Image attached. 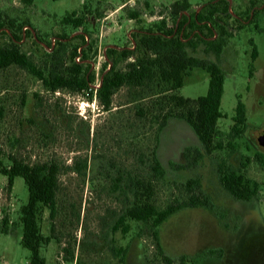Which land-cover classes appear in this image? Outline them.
I'll return each mask as SVG.
<instances>
[{
    "label": "rangeland",
    "instance_id": "rangeland-1",
    "mask_svg": "<svg viewBox=\"0 0 264 264\" xmlns=\"http://www.w3.org/2000/svg\"><path fill=\"white\" fill-rule=\"evenodd\" d=\"M174 1L33 0L27 6L20 0H0V24L8 25L9 33L10 28L14 32L27 28L20 49L45 75L55 67L66 72L76 48L74 60L94 75L89 84L93 89L113 63L124 70L139 54L134 48L139 31L157 30L162 20L174 25L168 9ZM188 1L191 5L185 14L189 16L213 0ZM226 1L228 15L222 18L230 35L225 36L218 58L206 52L201 42L194 49L187 47L197 57L216 61L225 73L221 100L225 117L218 120L214 138L222 148L210 154L204 153L190 124L174 116L168 118L156 142L157 110L148 109L149 100L139 99L137 89L119 88L111 109L104 110L95 94L68 89L52 92L28 68H0L4 163L10 165L8 156L14 155L30 164L58 167L55 212L51 215L41 205L37 217L45 238L40 253L47 264H179L183 255L196 259L194 264H264V158L263 162L256 158L257 153L264 157V148L257 143L264 128V0ZM132 12L137 13L135 18H130ZM207 26L211 30L210 34L204 30L207 39L217 38L219 26L211 22ZM1 30L3 45L9 33ZM53 38L55 49L47 51ZM254 47L257 55L252 57ZM127 48L133 52L123 56L122 49ZM109 49L116 52L110 55ZM208 80L204 69H188L177 92L190 98L205 95ZM159 90L154 87L155 92ZM238 99L245 104L247 120L242 135L233 137L231 118ZM155 144L165 170L154 183L156 206L163 209L186 199L183 184L189 178L200 181L199 189L212 203L211 207H184L163 221L157 228L162 252L149 224L123 220L129 226L124 233L117 223L132 201L127 174L148 176ZM194 147L203 152L197 162L194 152L185 156ZM219 164L256 180L258 195L250 201L234 198L220 183ZM27 198L22 177H16L9 188L0 173V264H29V251L20 244L21 207Z\"/></svg>",
    "mask_w": 264,
    "mask_h": 264
},
{
    "label": "trees",
    "instance_id": "trees-1",
    "mask_svg": "<svg viewBox=\"0 0 264 264\" xmlns=\"http://www.w3.org/2000/svg\"><path fill=\"white\" fill-rule=\"evenodd\" d=\"M24 5H31L33 0H20ZM188 0H176L169 6L170 13L174 17V25L167 26L162 20L157 30L147 29L139 31L135 36V49L139 52L133 60L126 64L124 70L115 68L113 63L103 72L99 86L96 89L89 87L94 80V75L88 70L82 69V64L74 60L76 48L71 54V66L66 72L58 67L51 68L47 75L32 66L26 54L20 49L23 39V30L18 32L8 31L9 26L0 24L8 34V42L0 45V68L17 65L28 68L41 79L47 90L55 92L60 89L86 92L90 96L95 94L99 104L104 110L111 109L112 96L119 88L128 86L137 89L139 99H147L148 109L157 110L155 114L157 126L155 130L156 142L159 132L165 127L169 117H177L187 121L196 133L203 146L204 153L210 154L214 149L222 148V144L215 143L217 123L225 117L221 109L225 73L216 61L205 57H197L188 52V48L194 49L197 42L203 43L205 51H212L218 58L226 44L225 36L230 35L227 29V21L223 16L228 15V2L226 0H213L203 4L198 12L185 14L190 8ZM222 6V7H221ZM137 13L132 12L130 18H135ZM237 21H240L237 18ZM219 26L217 38L207 39L204 33L207 29L211 33L207 23ZM80 25V22L78 23ZM6 29V30H5ZM27 33L29 31L26 30ZM193 35L187 39L191 34ZM181 34V35H180ZM183 35V36H182ZM83 36V35H82ZM187 40L183 41L182 38ZM213 35H209L212 37ZM62 46V42L57 41ZM50 47V41H48ZM64 46V45H63ZM62 46V47H63ZM61 47V48H62ZM188 47V48H187ZM60 48V49H61ZM55 46L51 48V52ZM115 49H109L108 53H115ZM133 52L129 48L122 49V55L127 56ZM111 55V54H110ZM257 55V49L253 48L252 57ZM56 56V55H55ZM57 57V56H56ZM198 67L209 74L208 88L205 95L197 98L185 97L177 90L183 86V77L188 69ZM159 87V91H154ZM150 105V106H149ZM143 113L141 107L138 109ZM230 133L233 137H240L246 127V107L238 99L232 115ZM156 144L150 153V170L148 176L127 174L126 183L132 195V201L119 217L117 223L122 225L125 233L129 226L123 220L131 219L149 224L151 235L160 252L158 226L170 215L184 207H211L209 197L200 189V181L197 178H189L183 187L188 193L186 199L167 204L163 209L156 206L153 201L154 183L164 176L165 170L156 153ZM194 152L193 160L197 162L203 155L198 148H188L186 158ZM256 158L263 162V155L257 153ZM10 165L3 161V152L0 148V173L7 178L9 188L13 186L16 177H22L28 190L27 202L21 207L22 236L20 244L29 251V264H47L41 255L40 249L45 238L40 232L37 222L38 211L41 205L49 208L51 215L55 212V198L58 182V167L56 164L27 163L20 158L8 156ZM245 166V163H242ZM179 167V166H177ZM182 167V166H180ZM219 180L225 190L238 200L250 201L259 193L260 185L256 180L245 177L237 169L230 165H218ZM7 226V220L4 219ZM213 250L208 253L213 254ZM221 255H218V257ZM196 259L181 256L179 264H194Z\"/></svg>",
    "mask_w": 264,
    "mask_h": 264
},
{
    "label": "built area",
    "instance_id": "built-area-1",
    "mask_svg": "<svg viewBox=\"0 0 264 264\" xmlns=\"http://www.w3.org/2000/svg\"><path fill=\"white\" fill-rule=\"evenodd\" d=\"M229 9H230V8H229ZM196 11L198 12V10H196ZM230 11H231V10H230ZM184 13H187V11H185ZM26 30H27V28L24 27V29H23V38H24V33L26 32ZM128 36H129V37L131 36V31L128 32ZM214 36H215V35H214ZM22 40H23V39H22ZM22 40H21V41H22ZM49 41H50V40H49ZM55 41H56L55 38H53L52 41H50V45H51V46H50V47L46 46L45 49H46L47 51H50L51 48L54 46ZM78 59H79V57H76V60H78ZM99 83H100V82H99ZM99 83H98L97 85L93 86V89H96V88L99 86Z\"/></svg>",
    "mask_w": 264,
    "mask_h": 264
},
{
    "label": "water",
    "instance_id": "water-1",
    "mask_svg": "<svg viewBox=\"0 0 264 264\" xmlns=\"http://www.w3.org/2000/svg\"><path fill=\"white\" fill-rule=\"evenodd\" d=\"M257 143H258V145H260L264 148V128L262 130H260V132L257 136Z\"/></svg>",
    "mask_w": 264,
    "mask_h": 264
},
{
    "label": "crops",
    "instance_id": "crops-1",
    "mask_svg": "<svg viewBox=\"0 0 264 264\" xmlns=\"http://www.w3.org/2000/svg\"><path fill=\"white\" fill-rule=\"evenodd\" d=\"M190 3V2H189ZM191 4V3H190ZM202 4H204V3H202Z\"/></svg>",
    "mask_w": 264,
    "mask_h": 264
}]
</instances>
